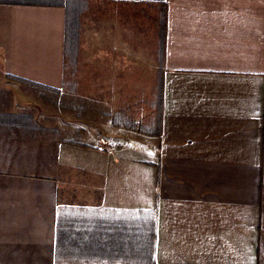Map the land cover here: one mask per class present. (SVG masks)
<instances>
[{"label": "crops", "instance_id": "obj_1", "mask_svg": "<svg viewBox=\"0 0 264 264\" xmlns=\"http://www.w3.org/2000/svg\"><path fill=\"white\" fill-rule=\"evenodd\" d=\"M90 1L97 8L80 18L70 96L89 78L93 96L114 97H92L106 107L148 97L159 68L154 27L125 5L167 4L162 132L107 118L94 120L97 130L83 122L64 134L67 121L49 117L51 107L65 111L57 93L12 77L61 89L65 8L0 3V69L9 78L0 115L32 120L0 122V264H56L60 198L79 172L96 214L155 211V264H264V0ZM132 43L144 50L132 53ZM36 96L48 114L43 127L31 109ZM40 127L78 140L38 138ZM100 136L113 137L116 150L102 151Z\"/></svg>", "mask_w": 264, "mask_h": 264}, {"label": "trees", "instance_id": "obj_2", "mask_svg": "<svg viewBox=\"0 0 264 264\" xmlns=\"http://www.w3.org/2000/svg\"><path fill=\"white\" fill-rule=\"evenodd\" d=\"M0 3L23 5H57L65 8L64 30V81L61 89L50 88L21 80L30 86L45 88L54 93L75 94L77 88V66L81 15L90 13L96 5L90 0H0ZM133 19H146L155 29L159 68L154 88L148 99L141 102L145 112L122 108L108 118L114 127L159 137L162 132L164 95V56L168 6L164 2H136L129 5ZM126 14V13H125ZM27 114H1L0 122L23 124L30 121ZM32 121V120H31ZM67 136H73L67 135ZM78 140L76 136H73ZM72 139V138H70ZM67 140V139H66ZM72 144V143H67ZM87 147L83 143H75ZM155 211H136L125 214L109 213L74 214L59 213L56 224V263L63 259L76 264H155L156 241Z\"/></svg>", "mask_w": 264, "mask_h": 264}, {"label": "rangeland", "instance_id": "obj_3", "mask_svg": "<svg viewBox=\"0 0 264 264\" xmlns=\"http://www.w3.org/2000/svg\"><path fill=\"white\" fill-rule=\"evenodd\" d=\"M95 3V2H94ZM93 3V4H94ZM82 17V16H81ZM132 25H140L141 27H143L144 30L148 29V27H150L149 25L144 24L142 21L140 20H131ZM148 26V27H147ZM151 31L148 30V33H150ZM150 35H148V39H149ZM132 53H141L144 49L142 48V46L140 45V43H132ZM135 45L136 48H135ZM86 71V70H84ZM1 69H0V91H4L5 89V85L2 84L3 82H5L6 79H9L8 77H5L2 73H1ZM90 72L87 71V75H89ZM3 81V82H2ZM83 82H81L82 84ZM83 90L81 92H78L77 95L74 96H70L69 95H63V97H60L58 99V94L54 95L53 97L56 99V107L62 108L65 111H60L57 108H52L50 109V113H49V117H53L52 118V123L56 122L59 119H63L65 122L67 121V125H69L70 127H67L66 129H64L63 133L65 134L66 132H70L72 133L74 131L73 127H75L76 125H79L81 123H86L88 125H93L92 127H94L95 130H97L96 125L94 123V120H107L108 115L111 113H116L117 111L121 110L122 108H132V109H136L138 110L141 114H143L145 112L144 108L141 105V101L144 99H148L149 96H145L144 94H141L135 97H130L128 100V97H125L124 100H128L124 103H120L122 101V99H120L119 104H115L113 105V107L108 104V107L103 106L102 104H93L92 102V97L97 98L99 101L102 102H107L110 103L112 102L111 100L114 99V97L107 95L106 93V89H102L101 91L99 90L98 93L100 92H104V90H106L104 93L105 95L103 97L95 95L93 96L90 91H91V80L88 79H84V83L82 84ZM39 91V90H38ZM110 91V90H108ZM143 92V91H142ZM147 92V90H146ZM45 95V94H43ZM133 95V92H132ZM85 98V99H84ZM3 99V97H2ZM36 100H39L38 103H33V107L31 108L33 112H36L39 118V122L36 123H42V119L43 117L46 119V117L48 116L47 112L45 110L42 109V105H40L41 103V98L36 96L35 97ZM112 104V103H111ZM109 108H111L112 110L109 111ZM72 110L73 112H69V110ZM70 110V111H71ZM78 114V115H77ZM74 115H77V117H72ZM37 124L39 126H42V124ZM45 124V123H44ZM43 127V126H42ZM40 127V129H35L34 132L35 134H39L36 135L38 138L41 139H45V138H50L51 140H66V139H75L73 136H67V135H60L54 128L52 129H47V128H42ZM89 128V126H88ZM44 129V134H42V130ZM89 130V129H87ZM41 131V132H40ZM99 132H97L98 134ZM99 134H102L101 131ZM44 135V137H43ZM102 137V136H100ZM98 137V141L99 138ZM110 137V136H109ZM101 148V147H100ZM102 150V148H101ZM104 151V150H102ZM78 179H79V183L78 184H73L71 183V185H68V189L65 193V195L63 196V198H60V208L61 210H63L64 212H70V213H74V214H88V215H93L95 214V211L93 208H91L90 206V201L88 200V192H86V189L89 188V185H87L86 182L89 181V179L87 177H84V174L82 172L78 173ZM77 262L74 263H69L66 260H59L56 264H76Z\"/></svg>", "mask_w": 264, "mask_h": 264}, {"label": "built area", "instance_id": "obj_4", "mask_svg": "<svg viewBox=\"0 0 264 264\" xmlns=\"http://www.w3.org/2000/svg\"><path fill=\"white\" fill-rule=\"evenodd\" d=\"M98 143L104 152H113L116 150L118 145L114 138L109 136L100 137Z\"/></svg>", "mask_w": 264, "mask_h": 264}]
</instances>
